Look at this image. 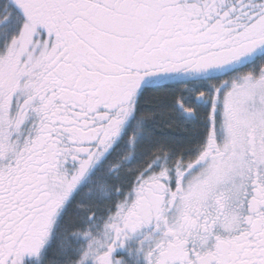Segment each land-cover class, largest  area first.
<instances>
[{"label":"snow or ice","instance_id":"snow-or-ice-1","mask_svg":"<svg viewBox=\"0 0 264 264\" xmlns=\"http://www.w3.org/2000/svg\"><path fill=\"white\" fill-rule=\"evenodd\" d=\"M0 264H264V0H0Z\"/></svg>","mask_w":264,"mask_h":264}]
</instances>
